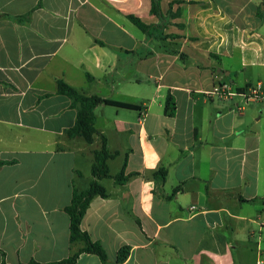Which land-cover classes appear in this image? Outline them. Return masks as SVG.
Returning a JSON list of instances; mask_svg holds the SVG:
<instances>
[{"label":"crops","instance_id":"obj_1","mask_svg":"<svg viewBox=\"0 0 264 264\" xmlns=\"http://www.w3.org/2000/svg\"><path fill=\"white\" fill-rule=\"evenodd\" d=\"M161 8L179 12L164 30L176 38L129 20L158 24L151 0H0V264L59 262L83 246L64 208L89 187L101 139L67 136L77 112L58 80L137 107L95 109L118 153L111 175L126 164L130 177L100 180L108 197L81 223L107 261L83 253L75 264H264V133L249 130L238 95L257 84L264 95V0ZM223 86L236 95L215 92ZM161 168L165 180L153 176Z\"/></svg>","mask_w":264,"mask_h":264},{"label":"trees","instance_id":"obj_2","mask_svg":"<svg viewBox=\"0 0 264 264\" xmlns=\"http://www.w3.org/2000/svg\"><path fill=\"white\" fill-rule=\"evenodd\" d=\"M152 2V12L159 18V23L156 25H145L139 19L129 16V20L140 29L145 35L150 37H155L157 39H167L176 38L175 35H165L164 30L166 26L170 23L171 18H176L179 16V12L172 13L169 11L166 15L162 12L161 0H151ZM40 6V4H39ZM9 17V16H6ZM30 17V13L24 16H18L16 19L18 21H27ZM99 44L105 47V44L101 41H97ZM183 59L184 54H180ZM88 79L92 78L88 76ZM58 94L67 96L71 100V107L76 110V120L74 125L66 131V134L70 138L82 137L87 143L91 144L94 142L96 136L101 139V147L99 150L94 152V161L91 168L92 181L90 185L85 190H78L74 188L71 203L64 208V211L68 214L70 218V242L76 243L81 242L83 246L73 253L69 258L53 263H38L35 261L25 263V264H75L79 256L83 253H90L98 256L102 262L107 261V253L104 247L99 243L92 240L90 235L83 231L81 228V223L84 215L90 206L91 201L99 196L101 198H107L108 194L105 187L99 182L102 179H113L117 184L125 183L130 176H125V167L120 173L112 176L110 173V168L108 161L114 159L118 153L111 154L108 147L106 138L100 134L95 127V109L101 104L108 106H115L126 109H137L136 106L131 104L114 102L102 98L95 94H85L76 88L68 85L63 80H58ZM165 113L174 116L175 114V102L171 94L167 95L165 102ZM8 162L1 161L0 166L7 164ZM167 172L164 169H160L153 173L154 177H160L161 180H165ZM180 187H176L173 191L175 194ZM129 250L124 247L118 252L117 262L121 263L128 257ZM4 255V254H3ZM1 264H8L5 260Z\"/></svg>","mask_w":264,"mask_h":264},{"label":"rangeland","instance_id":"obj_3","mask_svg":"<svg viewBox=\"0 0 264 264\" xmlns=\"http://www.w3.org/2000/svg\"><path fill=\"white\" fill-rule=\"evenodd\" d=\"M235 77V76H232ZM234 80L237 81V83H239V81H243L242 77L239 76L238 79L232 78ZM236 100V99H235ZM239 100V99H237ZM218 102V101H217ZM232 103V102H231ZM240 108H244L243 110V114L246 113L247 114V121L246 124L249 127V130H255L258 129L259 131H262L264 133V100H259V101H240L239 103ZM235 110H237L236 108H234ZM238 112V110H237ZM241 113V114H242ZM239 116L240 113L238 112ZM253 127V128H252ZM116 164L112 165V171L115 172L116 171ZM91 175L90 169L87 170V174Z\"/></svg>","mask_w":264,"mask_h":264},{"label":"built area","instance_id":"obj_4","mask_svg":"<svg viewBox=\"0 0 264 264\" xmlns=\"http://www.w3.org/2000/svg\"><path fill=\"white\" fill-rule=\"evenodd\" d=\"M261 90H262L261 85L257 84L255 86L247 87V90H245V92H242L238 95H241L245 102L264 100V95L261 94ZM215 92H220L221 95L224 97L236 95V93L230 92L227 86L216 88Z\"/></svg>","mask_w":264,"mask_h":264}]
</instances>
